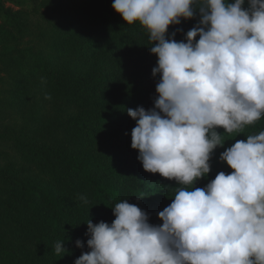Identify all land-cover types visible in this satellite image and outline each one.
Masks as SVG:
<instances>
[{
	"label": "trees",
	"instance_id": "1",
	"mask_svg": "<svg viewBox=\"0 0 264 264\" xmlns=\"http://www.w3.org/2000/svg\"><path fill=\"white\" fill-rule=\"evenodd\" d=\"M112 3L0 0V64L23 65L10 72L0 100V120L11 113L22 119L19 128L0 132V264H74L90 251L89 219L111 224V207L127 199L159 225L158 212L181 187L145 171L131 148L136 122L126 110L153 107L157 57L150 53L148 31L139 22L126 24ZM7 4L31 7L15 11ZM29 14L41 20L33 23ZM198 20L197 13L170 25L169 33L182 29L175 39L183 40ZM51 105L60 113L46 131ZM242 130L246 139L264 131V116ZM237 140L234 135L228 144L221 140L217 149L222 153ZM220 171L233 170L219 159L203 182ZM58 242L65 252L55 251Z\"/></svg>",
	"mask_w": 264,
	"mask_h": 264
},
{
	"label": "clouds",
	"instance_id": "2",
	"mask_svg": "<svg viewBox=\"0 0 264 264\" xmlns=\"http://www.w3.org/2000/svg\"><path fill=\"white\" fill-rule=\"evenodd\" d=\"M112 8L148 31L157 57L153 107L126 110L136 122L131 148L145 171L181 187L159 225L127 199L111 207V224L89 219L90 251L74 264H264V131L220 154L233 171L195 187L224 145L216 129L238 132L264 116V0H113ZM197 13L177 41L183 30L169 26ZM55 251H66L62 242Z\"/></svg>",
	"mask_w": 264,
	"mask_h": 264
},
{
	"label": "rangeland",
	"instance_id": "3",
	"mask_svg": "<svg viewBox=\"0 0 264 264\" xmlns=\"http://www.w3.org/2000/svg\"><path fill=\"white\" fill-rule=\"evenodd\" d=\"M8 7L15 11H22V8H25L24 11L30 10L31 5L26 6V7H17L11 4H7ZM28 18L33 22L37 23L41 20L40 15H28ZM23 68V65H4L0 64V100H3L5 97V93L9 89V77H10V72L16 71V70H21ZM6 91V92H5ZM5 92V93H4ZM29 113V112H28ZM60 113L58 110V107L56 106H49L46 113H45V130L50 131V129L56 124V119H57V114ZM29 118L32 119L31 114L29 113ZM22 124V119H17V117L14 115V113H11L7 120H0V132L6 131V128H12V129H17L20 127ZM242 133L239 132H233V133H226L222 132L221 133V140L224 141V143L228 144L231 142L233 135L238 136L239 140H245L246 141V136L244 131H241ZM234 143V142H233ZM3 147V146H1ZM220 150L216 148L215 151H213L212 157L210 159V166L211 170L210 173L213 170V165L215 164V161H219L220 157ZM210 173L208 176H210ZM206 178V177H205ZM205 178H201L197 183L195 184V187H204L207 183L203 182ZM207 179V178H206ZM163 202V200H162ZM161 203H156V205H159Z\"/></svg>",
	"mask_w": 264,
	"mask_h": 264
}]
</instances>
